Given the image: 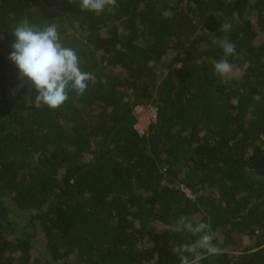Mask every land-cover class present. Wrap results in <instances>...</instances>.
<instances>
[{"label":"trees","instance_id":"trees-1","mask_svg":"<svg viewBox=\"0 0 264 264\" xmlns=\"http://www.w3.org/2000/svg\"><path fill=\"white\" fill-rule=\"evenodd\" d=\"M25 17L95 77L56 110L9 60ZM180 216L222 250L200 264H264V0H0V264H180L198 238L171 231Z\"/></svg>","mask_w":264,"mask_h":264},{"label":"clouds","instance_id":"clouds-1","mask_svg":"<svg viewBox=\"0 0 264 264\" xmlns=\"http://www.w3.org/2000/svg\"><path fill=\"white\" fill-rule=\"evenodd\" d=\"M80 7L99 14L117 7V0H80ZM12 34L15 39L9 60L18 70V79L37 93L33 102L35 108L56 110L69 99L70 92L82 95L88 82L94 80L92 73L81 70L75 49L62 42L57 24L46 23L41 27L25 17L16 24ZM219 46L223 57L214 63V73L222 82H227L239 73V69L228 60L229 56L236 55V47L226 36L219 40ZM170 229L175 233L188 231L198 236L193 243L180 244L172 249L180 264H200L205 253L217 255L222 251L213 244L214 234L207 223L194 224L189 217L180 216Z\"/></svg>","mask_w":264,"mask_h":264},{"label":"rangeland","instance_id":"rangeland-1","mask_svg":"<svg viewBox=\"0 0 264 264\" xmlns=\"http://www.w3.org/2000/svg\"><path fill=\"white\" fill-rule=\"evenodd\" d=\"M135 111L138 114L135 128L139 134H146L150 124L154 121L155 109L150 106H140ZM182 190L190 196V193L185 188H182Z\"/></svg>","mask_w":264,"mask_h":264},{"label":"built area","instance_id":"built-area-1","mask_svg":"<svg viewBox=\"0 0 264 264\" xmlns=\"http://www.w3.org/2000/svg\"><path fill=\"white\" fill-rule=\"evenodd\" d=\"M154 120H155V116H154Z\"/></svg>","mask_w":264,"mask_h":264}]
</instances>
